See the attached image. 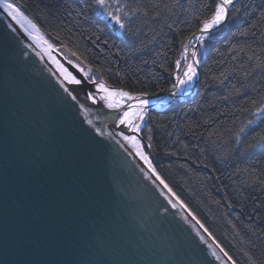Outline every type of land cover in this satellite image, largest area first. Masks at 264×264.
I'll list each match as a JSON object with an SVG mask.
<instances>
[{"label":"water","instance_id":"water-1","mask_svg":"<svg viewBox=\"0 0 264 264\" xmlns=\"http://www.w3.org/2000/svg\"><path fill=\"white\" fill-rule=\"evenodd\" d=\"M54 61L0 9V264H230L212 256L198 231L208 237L148 176L140 146L117 136ZM198 75L199 65L187 88L155 95L193 91Z\"/></svg>","mask_w":264,"mask_h":264},{"label":"trees","instance_id":"trees-1","mask_svg":"<svg viewBox=\"0 0 264 264\" xmlns=\"http://www.w3.org/2000/svg\"><path fill=\"white\" fill-rule=\"evenodd\" d=\"M122 1L126 12L142 11L130 17L131 32L118 34L89 7L93 0H15L50 44L64 45L97 79L129 92L166 90L186 40L218 0ZM261 13L264 0L230 7L205 41L192 94L148 110L141 130L156 174L237 264H251L249 257L264 264Z\"/></svg>","mask_w":264,"mask_h":264},{"label":"snow or ice","instance_id":"snow-or-ice-1","mask_svg":"<svg viewBox=\"0 0 264 264\" xmlns=\"http://www.w3.org/2000/svg\"><path fill=\"white\" fill-rule=\"evenodd\" d=\"M118 2L119 0H116L117 4ZM233 2L234 0H218L214 6V9L211 11L210 16L202 19V27L199 29L201 34L199 36L193 34L192 38H195L199 42L203 43L205 37L211 35V30L213 28L220 26L222 22L228 19L229 6L232 5ZM89 7H95L101 15H107L110 21L113 22L115 26H117L118 30L128 32H131V28L129 27L130 17L135 15L138 11H142V9L136 8L133 9L131 13L123 12L122 8L124 5H119L118 7H115L114 10H110L112 5L110 4L109 0H93V4L89 5ZM0 9H2L3 12L6 13L7 16L13 21H15L16 24L20 25L24 32L27 33L28 37H30L37 44H40L41 42L48 44V41L43 40V37L40 35V29L38 25L34 23L33 20L27 15H25L23 11H21V8L18 6L15 0H0ZM158 14L159 13H157V15ZM257 23L264 25V13H261V17ZM255 26L256 25L254 24L252 27ZM105 43H107V41H105ZM48 47L51 48V45H48ZM187 53L188 48L185 46L184 52L182 53V56L184 57L183 67L181 66V60H176L175 62V68L178 71L174 70L172 72V75L176 80V83L172 85L173 90H175L177 87L186 86L192 83L197 75V65L199 64V60L196 58L197 53L195 51L191 53V61H189ZM54 62L58 64L65 81L76 85H81L83 83V78H77V75L73 74V72L69 71L67 68H64L63 65H59L58 61ZM261 66L262 65L260 64L257 65V67ZM76 67L79 68L81 72L84 71L79 65H76ZM245 75H251V73H245ZM84 76L87 77L86 72L84 73ZM221 76H224V73H221ZM93 83L95 84V88L97 92L100 93V95L97 97L94 93L87 92V99L91 100L93 104H95L97 100L103 101L105 106L109 109H120L122 116L120 117L119 123L139 131L140 128L137 121H142L144 119V114L147 112V105L150 103L145 97H148L150 93L146 91L129 92L123 88H113L109 86L103 78H101L99 81H93ZM65 91L68 92L73 101L77 99L76 95L69 91V89L65 88ZM172 94L174 95L175 92ZM151 95L155 94L152 93ZM260 100L261 107L257 108L256 111L257 113L264 115V96H261ZM132 101L135 103H130ZM252 103L255 104L256 101H252ZM80 107L84 109L85 112L92 111L91 108H85L84 105H80ZM259 118L260 117L257 116V119ZM88 123L91 125L93 122L89 120ZM248 123L253 124L255 121H249ZM96 131L101 132V129L97 128ZM241 131H243V129H241ZM121 135L123 134L121 133ZM124 139L132 141L134 145L139 148V142L135 139V137L124 136ZM260 139L264 140V136H261ZM137 154L140 155L142 160L149 164L150 168L152 167L151 161L148 159L147 154L141 151H138ZM152 171L155 172V169L152 168ZM156 175L157 179L160 180V184H162L164 188L167 189V192L170 193L171 196L175 197L179 202V206L187 210V205L184 204V202L181 201L178 196H176V193L173 192V190L168 186V184L164 182L163 179H160L158 173ZM172 207H177V204L173 203ZM189 214L192 215L194 220H196V217L194 214H191L190 210ZM196 224L199 225V229H202L203 233H206L207 237L211 239L212 243H208V241L205 240V236L201 235L198 231L201 241L206 243L207 247L212 250V256L216 260H223V258H226L230 264H237V261L228 253V251L224 249L222 245H220V243L203 223H201L199 220H196ZM193 227H195V225H193ZM213 245H215V247H213ZM216 249H218L219 252H217ZM219 253H222L223 257ZM249 258L251 260V264H257L255 259H252L251 257Z\"/></svg>","mask_w":264,"mask_h":264},{"label":"bare ground","instance_id":"bare-ground-1","mask_svg":"<svg viewBox=\"0 0 264 264\" xmlns=\"http://www.w3.org/2000/svg\"><path fill=\"white\" fill-rule=\"evenodd\" d=\"M232 7V6H231ZM201 34V33H200ZM199 34V35H200ZM198 35V36H199ZM210 36H208V37H205V40H204V42L203 43H201V42H199L198 40H195V41H193V45H191L190 47H189V49H190V51L191 52H193V51H195L196 53H197V56H196V58L199 60L200 59V54H199V48H200V46H203L204 44H205V41L206 40H208V38H209ZM46 46L48 47V44H46ZM185 48V47H184ZM184 48L181 50V52L178 54L179 56L177 57V59L176 60H181V66L183 67V60H184V57L182 56V53L184 52ZM48 49H50V51H51V53L54 55V57H55V59L56 60H58V62H59V64L60 65H63V67L64 68H67L68 69V67L65 65V64H63L62 62H61V60L59 59L60 58V56H59V51L58 50H55V49H51V48H49L48 47ZM189 61H191V56L189 57ZM199 65V64H198ZM199 67H200V65H199ZM69 70V69H68ZM175 70L176 71H178L176 68H175ZM70 71V70H69ZM72 72V71H71ZM74 74V73H73ZM199 76V75H198ZM200 77V76H199ZM78 78V77H77ZM173 83H172V85L173 84H175L176 83V80H175V77L173 76ZM196 79V77L194 78V80ZM100 79H98V81H99ZM194 80H193V82H194ZM76 85V84H75ZM172 85H170V86H172ZM189 85H191V83L190 84H188V85H186V86H182V87H177L175 90H173V88H172V92H176L177 90H179V89H181V88H187ZM77 87L79 88V90H80V92L81 93H83V95L85 96V98L87 99V97H86V93L87 92H92V93H94L97 97L100 95V93H98L97 92V90H96V88H95V84L93 83V82H87L86 84L84 83V81H83V83L81 84V85H77ZM113 88H117V87H113ZM168 88V87H167ZM166 88V89H167ZM194 91V90H193ZM193 91H190V92H188V93H186V94H183V95H177V96H172V95H168L167 93L165 94V93H160V94H156L155 96H148V97H145L146 99H148L149 100V104L147 105V110H148V108L150 107V106H158V107H167V106H169L170 104H172V103H174V102H177V100H180V98H183V99H181V100H184V98H186V96H188V95H191L192 94V92ZM152 94V93H151ZM87 101L89 102V103H91V105L93 106V108L94 109H96V110H98V111H100V110H103L105 113L104 114H106V115H103V114H99V112H97L96 110V112L99 114V115H101V117L104 119V121L106 122V124L107 125H109L110 126V128L115 132V134L117 135V136H119L121 139H123L124 138V136H130V135H133L134 137H135V139L138 141V142H141L140 140H138L137 139V137H138V132H140L141 130H142V128H143V125H144V121H145V117H146V114H147V112L144 114V119L142 120V121H137V123L139 124V128H140V130L139 131H136V130H134L133 128H131V127H128L127 125H124L123 126V128H122V130L120 131V130H118V129H115L114 128V126L113 125H121L120 123H119V120H120V117L122 116V112H121V110L120 109H109V108H107L106 106H105V104H104V102L103 101H99V100H97V102L95 103V104H93V102L91 101V100H88L87 99ZM130 103H135L134 101H132V102H130ZM108 120L113 124V125H111L109 122H108ZM121 133L123 134V135H121ZM140 148H141V146H140ZM141 150H142V152L143 153H145V151L141 148ZM148 159H149V157H148ZM150 160V159H149ZM151 161V160H150ZM146 163V162H145ZM151 166H152V162H151ZM146 168H147V174H148V176L151 178V179H153V181L161 188V189H163L165 192H166V194L172 199V200H174L176 203H177V205L179 206V202L176 200V198L175 197H173V196H171V194L170 193H168L167 192V189H165L164 188V186L162 185V184H160V180L159 179H157V175H156V172H153L152 171V168H154L153 166L150 168L149 167V164L148 163H146ZM161 179V178H160ZM180 207V206H179ZM183 211H185L187 214H188V216L191 218V220L192 221H195V223H196V220H194L193 218H192V215H190L189 214V211L188 210H186V209H184V208H182V207H180ZM198 227H199V225H197ZM202 232H203V230L202 229H200ZM206 236H207V234L206 233H204ZM208 239L211 241V239L208 237ZM211 243H212V241H211ZM218 250V249H217ZM222 254V253H221ZM228 263H230V262H228Z\"/></svg>","mask_w":264,"mask_h":264},{"label":"rangeland","instance_id":"rangeland-1","mask_svg":"<svg viewBox=\"0 0 264 264\" xmlns=\"http://www.w3.org/2000/svg\"><path fill=\"white\" fill-rule=\"evenodd\" d=\"M109 2H110V4L112 5V8H110V10H114V8L115 7H118L119 5H123V2L124 1H122V0H119V2H118V4L116 3V0H109ZM20 7V6H19ZM96 9V8H95ZM22 11V10H21ZM122 11L123 12H126L125 11V9H124V7L122 8ZM96 12L98 13V14H100L99 13V11L96 9ZM101 15V14H100ZM101 16H103V17H105L106 19H108V21L110 22V24H112L113 26H114V28H115V30H116V32L119 34V33H122V31H120V30H118V28H117V26H115L114 25V23L113 22H111L110 21V19L108 18V16L107 15H101ZM211 32H214V29H212L211 30ZM40 35L43 37V35L41 34V32H40ZM211 37V36H210ZM43 40H46L47 41V39L46 38H44L43 37ZM187 41V40H186ZM48 45H51V49H55V50H58L59 51V53L60 54H62L67 60H69L70 62H72L74 65H79L80 66V68H83V74L86 72L87 73V77L86 78H88V80L89 81H91V82H93V81H98V79H97V77L95 76V74H94V71L88 66V65H86L81 59H79L76 55H74V54H72V53H70L67 49H65L62 45H57V44H50L49 42H48ZM193 45V44H192ZM206 45V44H205ZM205 45H203V46H200V48H199V54H200V56L202 57L204 54H203V52H204V50H205ZM62 46V47H61ZM186 46V45H185ZM184 46V47H185ZM183 47V48H184ZM79 69V68H78ZM166 108V107H165ZM151 109H155V108H151ZM164 109V108H163ZM150 110V109H149ZM258 115H260L259 113H258ZM144 126V125H143ZM140 134H141V131H140ZM137 139L138 140H140L139 139V137H137ZM141 141V140H140ZM139 146H141V148L145 151V154H147V156L149 157V159L151 160V156L149 155V153H148V151H147V149H145L147 146H144L143 145V143L142 142H139ZM148 148V147H147ZM149 149V148H148ZM152 161V160H151Z\"/></svg>","mask_w":264,"mask_h":264}]
</instances>
